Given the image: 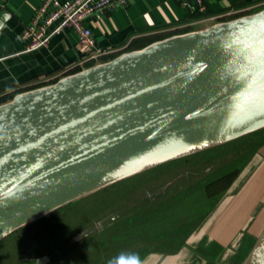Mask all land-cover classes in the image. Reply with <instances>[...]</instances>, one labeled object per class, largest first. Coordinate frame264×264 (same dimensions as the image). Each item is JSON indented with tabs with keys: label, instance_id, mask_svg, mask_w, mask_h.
I'll return each mask as SVG.
<instances>
[{
	"label": "water",
	"instance_id": "water-1",
	"mask_svg": "<svg viewBox=\"0 0 264 264\" xmlns=\"http://www.w3.org/2000/svg\"><path fill=\"white\" fill-rule=\"evenodd\" d=\"M263 100L264 10L16 96L0 106V241L84 196L183 156L78 194L77 185L89 178ZM258 115L197 153L264 129V114ZM249 255L244 264H264V233ZM49 262L45 256L31 264Z\"/></svg>",
	"mask_w": 264,
	"mask_h": 264
},
{
	"label": "crops",
	"instance_id": "crops-1",
	"mask_svg": "<svg viewBox=\"0 0 264 264\" xmlns=\"http://www.w3.org/2000/svg\"><path fill=\"white\" fill-rule=\"evenodd\" d=\"M43 1L0 0V106L24 92L53 85L51 79L72 75L69 68L80 58L79 37L71 29L35 52L25 51L23 30ZM205 6L200 12L191 0H128L126 7L90 17L86 25L97 49H121L102 59L107 63L159 41L210 29L219 21L212 20L217 16L231 15L227 22L249 17L264 9V0H205ZM263 233L264 145L180 249L150 251L141 258L144 264H244Z\"/></svg>",
	"mask_w": 264,
	"mask_h": 264
},
{
	"label": "rangeland",
	"instance_id": "rangeland-1",
	"mask_svg": "<svg viewBox=\"0 0 264 264\" xmlns=\"http://www.w3.org/2000/svg\"><path fill=\"white\" fill-rule=\"evenodd\" d=\"M247 141L254 144L252 149L249 148L252 153L257 149L254 154L246 153L240 159H230L227 169H220L229 172L242 170L264 144V129L235 142L162 164L84 196L47 217L52 226L49 233L38 221L15 231L0 241V264H31L38 258L55 257L66 244H71L66 249L68 251L59 253V259L48 264H107L109 258L121 251L136 252L142 257L151 250L148 248H154L153 243L167 239L174 228H184L185 222L189 225L203 220L209 208L217 202L206 196L205 182H201L196 191L180 194L175 205L170 208L162 206L159 211H155V204L167 201V198L139 206L142 196L147 194L144 192H148L160 177L179 173L185 167L216 163L223 158L228 160ZM131 206L136 207L103 228L99 227L105 218ZM72 237L78 242L71 241ZM143 239H148V243Z\"/></svg>",
	"mask_w": 264,
	"mask_h": 264
},
{
	"label": "built area",
	"instance_id": "built-area-1",
	"mask_svg": "<svg viewBox=\"0 0 264 264\" xmlns=\"http://www.w3.org/2000/svg\"><path fill=\"white\" fill-rule=\"evenodd\" d=\"M178 1L184 2L186 0ZM191 1L194 8L200 12L207 10L205 0ZM127 5L128 0H70L65 3L59 0H44L36 10L34 18L23 30L22 40L27 42L25 51L35 52L46 46L50 39L61 33L62 30L71 29L79 37L80 58L70 66L69 72L75 75L87 70L89 64L93 67L99 66L103 58L118 53L121 49H97L93 31L86 25V21L95 15L106 14L117 7L124 8ZM228 16L231 15L217 16L212 20H219L217 22L219 24ZM2 60L0 58V61ZM58 81L60 79H51L49 82L54 84Z\"/></svg>",
	"mask_w": 264,
	"mask_h": 264
},
{
	"label": "trees",
	"instance_id": "trees-1",
	"mask_svg": "<svg viewBox=\"0 0 264 264\" xmlns=\"http://www.w3.org/2000/svg\"><path fill=\"white\" fill-rule=\"evenodd\" d=\"M262 10H264V9H262ZM262 10H260V11H262ZM260 11H258V12H260ZM258 12H256V13H258ZM13 98H14L13 96L8 98V101L12 100ZM5 101H7V99ZM256 132H258V131H256ZM247 136H249V135H247ZM244 137H246V136H244ZM241 138H243V137H241ZM241 138L235 139V141L239 140ZM235 141H233V142H235ZM238 142H240V141H238ZM244 144H246V145L241 146V147L239 146V148L237 150L238 152H236V154L232 157L229 156L228 160H227V158H223V159L217 160L216 163H211V164L199 163V164H197V166L185 167L179 173L167 174L166 176H163V178L160 177V179H158L157 181L154 182V186L149 189L150 191L148 190V192H144V193H147L145 196H142V200H145V201L143 202L141 200L140 203L138 202L139 206L143 205L146 202H151V201L155 202L156 200L160 201V199H162V197L167 198V201H164V202L160 201L159 203L155 204L156 205L155 211H159L162 206L164 208L165 207L170 208L171 205H175L178 201L176 199L180 198L179 197L180 194L188 193L189 191L190 192L196 191L198 189V186L201 185L200 184L201 182H205L203 185V188H205V190L207 192L206 196L209 197L210 199L214 198L217 201L214 204V206L212 205L209 208L210 210L208 209L209 212L206 216L203 217V220H199L198 222H196L194 224L191 223L189 225H188V222H185L184 228L182 226H180L179 229L174 228L173 233L170 234L169 236H167L166 237L167 239H160L159 240L160 242L153 243L156 241H153V242L149 241L150 243H153V245H155V246H158V244L160 246L159 248L155 247V246H154V248H148V249H151V250H149V252L150 251L174 252V251L180 249V247L186 243L188 237L193 232H195L197 229H199V227L202 225V223L207 219L208 215L216 208V206L218 205L221 198L225 195V193L228 191V189L234 183L237 175L241 171V169H236L235 171H231V172L225 171V169H227L226 165L231 163V161H229V160L230 159L236 160L237 158L240 159V157H242L246 153L247 154L250 153V155H252L257 150V149L254 150L253 153H252V150H249V148H251V149L253 148L254 144L252 142L247 141ZM222 168H225V169L223 171L222 170L220 171V169H222ZM217 172H219V173L215 176L214 174ZM211 175H214V176L212 178H210ZM148 197H151V198L148 199ZM164 203H168V204L165 205ZM199 206H201V204ZM38 222H40L42 224L44 230H46L48 233L52 230L51 229L52 226L50 225V222H49L47 217L38 220ZM73 237L71 238V241H73V242L75 241L77 243L78 241L74 240ZM144 241L148 243V239H145ZM70 246H71V244H66V246H64L63 250L58 252L57 255H55V257L52 255H49L48 257L50 259V262L52 263L53 260H55V261L58 260L59 256H60L59 253H61V254L66 253L68 251L66 249ZM147 253H148V251H147ZM98 258H100V257H98ZM101 259H102V261L104 260L103 258H101Z\"/></svg>",
	"mask_w": 264,
	"mask_h": 264
},
{
	"label": "bare ground",
	"instance_id": "bare-ground-1",
	"mask_svg": "<svg viewBox=\"0 0 264 264\" xmlns=\"http://www.w3.org/2000/svg\"><path fill=\"white\" fill-rule=\"evenodd\" d=\"M257 114H264V100L258 105L253 106L252 109L238 112L230 117L218 120L213 124L199 127L197 130L190 132L178 140L158 149L151 150L133 160L125 161L115 169L89 178L82 184L77 185V188L80 189L78 194H84L102 188L104 185L111 184L113 181L151 168L161 161L176 159L179 156H188L206 147L214 146L235 135V129ZM255 125L258 126V124Z\"/></svg>",
	"mask_w": 264,
	"mask_h": 264
},
{
	"label": "clouds",
	"instance_id": "clouds-1",
	"mask_svg": "<svg viewBox=\"0 0 264 264\" xmlns=\"http://www.w3.org/2000/svg\"><path fill=\"white\" fill-rule=\"evenodd\" d=\"M107 264H144V261L136 252L121 251L109 258Z\"/></svg>",
	"mask_w": 264,
	"mask_h": 264
},
{
	"label": "snow or ice",
	"instance_id": "snow-or-ice-1",
	"mask_svg": "<svg viewBox=\"0 0 264 264\" xmlns=\"http://www.w3.org/2000/svg\"><path fill=\"white\" fill-rule=\"evenodd\" d=\"M254 83H255V81H254Z\"/></svg>",
	"mask_w": 264,
	"mask_h": 264
}]
</instances>
